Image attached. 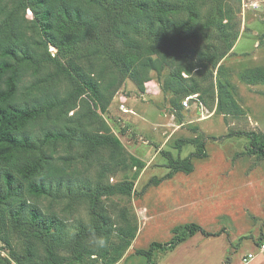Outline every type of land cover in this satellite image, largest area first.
Masks as SVG:
<instances>
[{
    "label": "rangeland",
    "instance_id": "1",
    "mask_svg": "<svg viewBox=\"0 0 264 264\" xmlns=\"http://www.w3.org/2000/svg\"><path fill=\"white\" fill-rule=\"evenodd\" d=\"M15 3L0 0V24ZM84 6L92 15L100 13L97 7ZM215 7L219 12L211 24ZM197 9L200 21L195 25L196 36L177 39L179 60L164 65L160 72L151 70L143 91L129 77H122L119 66L110 58L113 46L127 57H150L147 47L151 42L143 41V37L132 35L142 46L135 51L126 49L119 40L109 45L105 42L107 49L96 41L82 44L64 57L42 41L29 10L17 13L13 30L1 36L2 44L28 48L40 64L19 66L13 103L23 106L48 99L51 106L24 135L39 147L49 131L69 128L82 135L101 134L108 127L125 151L137 159L126 172L112 176L104 174L102 166L114 155L112 148L93 151L83 144L59 140L41 145L36 158L44 154L50 159L44 179L53 188L40 197L25 194L9 205H0V230L9 229L11 210L27 200L28 206L44 215L56 213L67 221L71 227L67 233L72 236L79 224L89 226L93 221L92 203L87 198L90 188L95 189L100 182L108 186L127 179L134 183L132 190H118L102 198L98 210L110 217L114 237L95 236L85 243L87 248L97 251L98 246L105 245L110 249V243L121 247L127 237L120 241L118 227H136L129 247L113 264H147L139 250L147 251L155 242L166 244L176 236L186 240L155 250L152 264H245L243 258L250 253L255 258L247 264H264V255L259 253V245L264 242V158L250 154L253 137L261 139L264 135V0H199ZM221 24L226 26L218 29ZM226 51L219 59V54ZM47 54L58 57L48 61ZM69 62H76L101 83L105 95L111 97L106 112L100 111L97 101L89 103L88 95L74 99L72 84L60 72V66ZM211 62L217 63L214 68ZM190 68L199 71L188 75ZM120 80L121 85L111 86ZM183 85L200 91L193 95L199 101L190 102L188 108L183 106ZM195 138L204 142L207 157L192 159L195 169L191 174L178 172L155 184L153 179H163L170 172L161 151L184 159L196 148L185 143L177 148V141ZM60 179L62 187H58ZM191 224L212 236L200 232L190 236L185 227ZM10 240L13 249L22 254L23 239L12 234ZM2 247L0 242V264H17ZM60 254L71 257L68 250ZM112 258L93 256L83 262L70 258L66 264H110Z\"/></svg>",
    "mask_w": 264,
    "mask_h": 264
},
{
    "label": "trees",
    "instance_id": "2",
    "mask_svg": "<svg viewBox=\"0 0 264 264\" xmlns=\"http://www.w3.org/2000/svg\"><path fill=\"white\" fill-rule=\"evenodd\" d=\"M199 0H16L14 7L5 13L3 23L0 24V205H9L11 200H20L25 194L30 197H40L49 194L53 188L51 182L44 179L48 175L45 168L49 158L41 154L40 146L51 140H59L69 144H83L90 150L100 147L112 148L114 155L111 156L108 164H103L104 174L112 176L123 174L129 168V164L137 158L130 156L122 147L120 140L110 134L108 127L101 134H78L74 129H64L61 132L52 131L44 134L45 142L39 147L24 135L28 127L51 109L50 102L45 99L42 103L32 101L21 106L13 103L20 76V65L32 63L37 56L26 47L17 48L11 44L3 45L2 37L13 30L19 11L31 12L33 23L38 28L42 41L57 49V55L68 56L75 52L82 44L96 42L102 47L121 41L129 51L142 48L132 36L143 37V41L151 42L148 45L150 57L136 59L121 54V51L113 46L110 58L121 70L122 77H129L140 90L150 80L149 72L155 70L160 72L164 65H170L172 61L179 60L180 50L177 47V39L195 37V25L200 21L197 9ZM84 4L92 5L100 10L98 15H92ZM219 8L215 7L214 15H211V24L216 19ZM187 14V18L182 16ZM216 26V23H215ZM214 26V27H215ZM226 25L221 24V29ZM106 48V47H105ZM22 49V50H21ZM107 49V48H106ZM22 57L18 56V51ZM227 54H219V59ZM156 59H152L153 56ZM58 57V56H57ZM47 54L48 61H56ZM58 60V59H57ZM213 68L216 62H211ZM197 68H190L188 75ZM60 72L65 74L74 88V99L88 95L87 101L94 104L97 101L101 112H106L111 97L105 95L101 83L95 77L86 73L76 62H69L67 66H60ZM181 76V72L178 77ZM178 83H182L179 78ZM181 78V77H180ZM190 78V77H189ZM124 80V79H122ZM121 82L111 85H121ZM173 89V87L171 86ZM181 92H185V98L200 93L196 87L191 89L186 85L182 86ZM113 94V93H112ZM200 96V95H199ZM95 100V101H94ZM198 100V98H197ZM194 101V100H193ZM199 101V100H198ZM175 105L177 102L172 101ZM74 107L71 109L73 110ZM195 146L196 151L184 159L174 158L170 152L161 151V154L168 159L170 172L163 179H153L155 184L162 180L171 178L173 174L183 172L191 174L195 167L192 162L194 157L205 158L204 142L198 138L177 141V148L185 144ZM250 154L264 158V135L261 139L253 137ZM36 153V155H35ZM134 158V159H133ZM140 167L139 165H134ZM63 180L60 179L58 187H62ZM103 183L95 184V189L90 188L91 193L87 198L92 203L93 221L89 226L78 225L76 233L68 236V229L71 227L62 217L56 213L44 215L38 208L27 205L23 200L17 208L9 214L10 227L7 230H0V242L2 250H7L10 257L17 264H66L68 259L75 262H83L85 259L96 256L113 257L110 264L116 262L123 252L129 247L137 231L136 227H118L117 236L124 241L121 247L112 246L106 249L104 246L87 248L85 243L98 235L114 237V230L111 226V219L98 213L101 199L111 196L118 190L131 191L133 181L124 180L115 185L103 186ZM88 183V187H89ZM81 188V187H80ZM85 188V187H83ZM72 194L73 189L69 187ZM78 196V195H77ZM64 198L58 196L57 199ZM74 202V200L72 199ZM190 236L197 232L205 236H212L202 227L191 224L185 227ZM16 234L23 239V253L20 254L13 249L10 237ZM166 244L152 243L149 250H139L138 254L146 256L147 264H152L155 250L165 247H175L186 240V237H179ZM103 243V242H102ZM38 250L42 251L41 253ZM68 250L71 257L66 258L60 252ZM100 250V252L98 251ZM109 254V255H108ZM1 257V253H0ZM41 258V259H39Z\"/></svg>",
    "mask_w": 264,
    "mask_h": 264
},
{
    "label": "built area",
    "instance_id": "3",
    "mask_svg": "<svg viewBox=\"0 0 264 264\" xmlns=\"http://www.w3.org/2000/svg\"><path fill=\"white\" fill-rule=\"evenodd\" d=\"M193 100L198 101V100H197L195 97H193V96L187 97V98L183 101V106H184L185 108H188V107H189V103L192 102ZM201 105H202V104H201ZM122 109H124V105H122ZM259 253L262 254V255H264V242L261 243V244L259 245ZM254 258H255V255L252 254V253H250L248 256H246V257L243 258V262H244L245 264H247V263H249L250 261H252Z\"/></svg>",
    "mask_w": 264,
    "mask_h": 264
}]
</instances>
